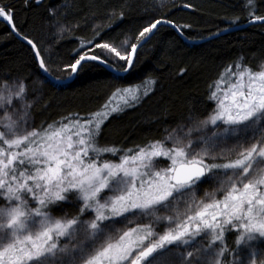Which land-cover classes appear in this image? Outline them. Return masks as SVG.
I'll return each mask as SVG.
<instances>
[{"label":"snow or ice","instance_id":"1","mask_svg":"<svg viewBox=\"0 0 264 264\" xmlns=\"http://www.w3.org/2000/svg\"><path fill=\"white\" fill-rule=\"evenodd\" d=\"M244 7L250 23L264 25L257 0ZM181 8L195 10L190 3ZM47 11L62 34L58 9ZM0 22L31 46L33 63L48 74L44 50L17 27L3 0ZM165 26L192 27L166 14L153 17L136 43H94L107 55L81 41L66 67L76 74L89 62L111 66L112 56L127 72L137 48ZM225 73L214 81L215 108L205 118L127 150L100 140L109 118L123 110L114 98L135 104L141 86L116 88L98 109L36 128L28 77H0V264H242L241 249H249L248 264H257L264 256L253 246L264 239V64H233ZM213 180L210 199L198 201L199 186ZM69 204L71 214L64 210ZM229 232L236 233L232 245Z\"/></svg>","mask_w":264,"mask_h":264},{"label":"trees","instance_id":"2","mask_svg":"<svg viewBox=\"0 0 264 264\" xmlns=\"http://www.w3.org/2000/svg\"><path fill=\"white\" fill-rule=\"evenodd\" d=\"M3 3L14 9L17 27L39 42L48 61V74L60 82L72 77L66 66L72 62L73 50L81 41L92 42L89 52L107 55L104 50L94 48V43L108 42L117 47L125 41L136 43L138 31L153 17L166 14L179 25L192 26L179 29L184 38L170 26L161 27L137 52L134 67L126 75H118L99 62H89L72 81L58 84L33 63L31 46L0 22V77H28L26 102L32 104L31 123L36 128H46L70 114L98 109L116 88L141 86V99L112 115L104 127L102 136L110 140L109 144L124 150L163 139L178 126L205 118L215 108L214 101L209 99L214 81L229 65H247L256 70L264 64L262 24L195 44L250 23L245 0H43V6L33 3L31 7H26L24 0H3ZM184 3L194 5L195 10L182 9ZM52 7L58 9L57 15L66 28L62 34L50 22L47 9ZM256 11L264 15V0H257ZM109 61L112 69L125 73L120 68L123 61L117 63L112 56ZM150 79L156 83L145 85ZM144 87L149 89L146 97L142 95ZM215 188L214 180L201 184L195 194L197 200L210 199L205 193ZM221 196L222 193H217L218 198ZM70 206L64 205L69 214L75 211ZM53 214L60 212L54 207ZM235 235V232L227 233L229 245ZM253 246L258 253L264 252V239ZM240 256L242 264H248L249 255L244 249L240 250ZM261 259L264 256L256 257L257 264Z\"/></svg>","mask_w":264,"mask_h":264},{"label":"water","instance_id":"3","mask_svg":"<svg viewBox=\"0 0 264 264\" xmlns=\"http://www.w3.org/2000/svg\"><path fill=\"white\" fill-rule=\"evenodd\" d=\"M4 23L7 24V22H4ZM253 24H259V23H248V24H246V25L236 26V27H233V28H231L230 30H228V31H226V32H224V33H222V34H220V35H217V36H214V37H210V38H208V39H204V40H201V41H197V42H195V44H204V43H207V42H210V41L216 40V39H218V38H220V37H222V36H224V35H227V34H229V33L240 32V31H242V30L248 28L249 26H251V25H253ZM7 25H8V24H7ZM8 26H9V25H8ZM170 27H172V26H170ZM9 28H10V30H11V27H10V26H9ZM172 28L177 32V34H178L180 37L184 38L183 34L181 33V31H180L179 29L174 28V27H172ZM11 31H12V30H11ZM12 33L15 35L14 32H12ZM15 36H16V35H15ZM153 36H154V35H153ZM153 36H151L149 39H147L146 42H143V43H142V46H139V47L137 48V52H138L140 49H142V48H143V47H144V46L150 41V39H151ZM16 37H17L19 40H21V41L27 43L25 40L21 39L20 37H18V36H16ZM102 65H103L104 67H106L107 69H109L110 71H112V72H114V73H116V74H118V75H126V74L129 72V71H127V72H125V73H119V72H117L116 70L112 69L108 64H102ZM44 74H45V73H44ZM45 75H46V77H48L50 80H52V81L55 82V83H58V84H66V83L72 81V80L76 77L77 73H76V74H73L72 77H71L68 81H66V82H60V81H57V80L53 79L49 74H45Z\"/></svg>","mask_w":264,"mask_h":264},{"label":"rangeland","instance_id":"4","mask_svg":"<svg viewBox=\"0 0 264 264\" xmlns=\"http://www.w3.org/2000/svg\"><path fill=\"white\" fill-rule=\"evenodd\" d=\"M130 88H131V87H130ZM133 89H135V88H133ZM113 104H114L115 106H119V107H121L123 110H124L125 108H127L129 105H131V104H129V105L125 106V105L123 104V101L120 100L119 97L114 98V100H113ZM100 142H101V144H105V143L109 144V143H110V140H109L107 137H103V136H102ZM261 167H262V165H261ZM69 206H70V204H69ZM70 207H72V206H70ZM72 208H73V207H72ZM244 252H246V254L249 255V249H244ZM248 259H249V258H248Z\"/></svg>","mask_w":264,"mask_h":264}]
</instances>
